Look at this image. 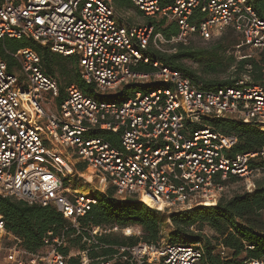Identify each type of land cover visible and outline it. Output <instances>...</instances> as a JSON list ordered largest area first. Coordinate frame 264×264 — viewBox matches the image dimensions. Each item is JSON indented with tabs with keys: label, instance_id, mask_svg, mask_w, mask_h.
<instances>
[{
	"label": "built area",
	"instance_id": "2783aa9c",
	"mask_svg": "<svg viewBox=\"0 0 264 264\" xmlns=\"http://www.w3.org/2000/svg\"><path fill=\"white\" fill-rule=\"evenodd\" d=\"M130 1L144 17L175 20L179 34L167 40L152 24L127 22L116 0H0V49L5 38L32 37L77 57L81 77L93 88L88 93L71 83L61 94L36 49L4 45L16 60L12 70L0 52V194L52 205L69 221L30 251L0 213L6 264H71L72 257L78 258L75 264H209L202 242L170 241L165 233L154 243L105 242L102 237L119 228L140 238L143 230L84 222L99 197L81 192L79 181H96V191L112 187L119 198L172 213L215 205L230 178L250 180L264 170L251 166L255 157H264V145L234 152L239 136L206 124L209 118H235L264 130V84L253 83L252 63L234 82L208 87L145 54L150 45L164 50L162 40L188 43L195 34L210 39L230 28L242 36L240 46L264 52V9L257 0ZM142 64L153 69L144 71ZM128 83L151 89L122 101L107 99ZM80 163L93 170V180L75 167ZM251 186L249 191L256 184ZM7 236L10 243H2ZM75 236L82 247L71 245ZM229 251L223 244L213 250L223 258Z\"/></svg>",
	"mask_w": 264,
	"mask_h": 264
},
{
	"label": "trees",
	"instance_id": "16d2710c",
	"mask_svg": "<svg viewBox=\"0 0 264 264\" xmlns=\"http://www.w3.org/2000/svg\"><path fill=\"white\" fill-rule=\"evenodd\" d=\"M160 1L162 5H167L171 0ZM127 4V7L134 5L131 1H128ZM257 7L262 11L264 0H257ZM153 17H149L150 20L146 23L154 25L155 32H161L165 39L170 40L179 34V26L175 20L169 21L165 16H162L156 21ZM241 43L242 36L230 28L209 46L196 47L191 41L188 43L178 41L173 45L172 51L150 45L145 54L153 60H158L185 72L194 82H203L208 87L234 82L246 70L245 65L252 63L253 83L264 84L262 71L264 52L247 55L241 52V49L246 47L240 46ZM4 45L12 51L23 47L36 49L42 57L44 68L53 75L56 72L54 61L61 59L62 64L59 63L58 70L67 77L66 85L59 82L61 94L71 83L78 84L88 93L93 92L92 86L87 84L80 75L77 57L52 51L49 45H43L32 37L5 38L1 42L0 52L7 59L10 70L13 69L16 60L5 51ZM231 46L234 51L227 54L226 51ZM186 60L202 61L204 68L194 67ZM230 68H233L234 77L223 79L206 77L207 74L227 73ZM140 69L150 71L153 68L149 64H142ZM150 89V85L128 83L124 84L117 92L107 95V99L122 101L134 95L138 90L146 92ZM206 124L222 133L237 134L239 141L233 148L234 152L260 150L264 145V130L257 128L254 124L245 123L235 118H209ZM81 166L78 167V170L83 171L82 173L87 178L93 179V170L90 168L85 170L87 166ZM251 166L264 169V157H255L251 161ZM237 180L232 177L226 183ZM97 192L100 193V196L97 195L99 203L84 217V222L121 227L140 226L143 230L142 238L135 235L120 236L110 232L102 237L107 243L134 244L140 240L149 243L157 242L163 237L165 224L170 219L174 226L169 232L170 241L202 242L206 248V258L209 264H243L242 259L244 258L264 260V216L262 213L264 209V179L257 180L252 191L242 190L230 196H223L215 205H197L172 213L161 212L134 197L119 198L115 196L112 187L106 191L97 190ZM0 213L4 217L7 230L18 236L22 240L21 245L30 251H37L43 247L44 237L49 230H54L57 234L69 225L67 218L52 205H29L22 200L1 194ZM205 224L214 229V239L205 235L202 227ZM73 232L74 230L70 228L69 234ZM181 235L183 236L180 237ZM70 243L75 247L83 246L79 236L72 237ZM219 244L230 249L228 257L223 258L213 252ZM70 261L71 264H75L78 258L72 257Z\"/></svg>",
	"mask_w": 264,
	"mask_h": 264
},
{
	"label": "rangeland",
	"instance_id": "374dc122",
	"mask_svg": "<svg viewBox=\"0 0 264 264\" xmlns=\"http://www.w3.org/2000/svg\"><path fill=\"white\" fill-rule=\"evenodd\" d=\"M118 12H119L120 16L122 18H124L129 23L145 24L146 22H148V20H150L149 17H144L143 14H142V12L135 5H133L130 8L128 7V9L125 8L123 10H118ZM153 18H154V20L157 21L160 18H162V16L161 15H156ZM219 36L220 35L215 36V37L210 38V39H204V38H201L200 36H198V35L195 34L192 37H190L189 40L196 47H204V46H209L212 43H214L215 40L217 39V37H219ZM176 42H178V41H170V42H167L166 40H162L161 43H159V44L164 49H167L168 51H172L174 49L173 45ZM233 51H234L233 50V47L231 46L226 51V53L229 54V53H232ZM241 52L246 53L247 55H252V54H256L257 53L255 50L250 49L249 47H243L241 49ZM186 62L188 64H192L194 67H199L201 69L204 68V62H202V61H197L196 62V61H193V60H186ZM59 63L62 64L61 59H57V60L54 61V65L56 67V72H55L54 75L57 77V79L59 80L60 83L66 85L67 77L65 75H62L61 72H59V70H58ZM234 76H235V73L233 72V68H230V70L227 73H219V75H213V74H207L206 75V77H208V78H211V77H219L220 79L234 77ZM65 150H66V148H65ZM81 165H82V163H80V164H78L76 166L74 164V166L77 167V168L78 167H82ZM260 179H264V170H261L260 172H258L255 175H253L250 178V180H247V179H239L236 182H229L228 183V188L224 192V195L223 196H230V195H232L233 193H235L237 191L248 190V188L250 187V185H252L251 187H254L253 185L256 184V181L257 180H260ZM79 184L81 186L80 185H77V186H80L79 188H80V191L81 192H84L87 195L96 194V195L100 196V193L97 192L95 190V188H94V186L96 184V181L94 183L88 184V183L83 182V180H80L79 181ZM262 213H263V216H264V209L262 210ZM173 227L174 226H173L172 221L170 219H168L167 220V223L165 224V227H164V233L167 234L166 239H169V232L173 229ZM202 227H203V230H204L205 235L209 236L211 239H214L213 238V235H215L214 229H212L208 224H205ZM113 233L115 235H120V236L123 235V231H121L120 228L117 229V230H113ZM182 236L183 235H181L180 237H182ZM1 241H2V243H8L9 244L10 241H11V239L7 236V237H3ZM213 242H214V240H213ZM4 255H5L4 252L3 251H0V264H6V260L4 258Z\"/></svg>",
	"mask_w": 264,
	"mask_h": 264
},
{
	"label": "crops",
	"instance_id": "0c3cea01",
	"mask_svg": "<svg viewBox=\"0 0 264 264\" xmlns=\"http://www.w3.org/2000/svg\"><path fill=\"white\" fill-rule=\"evenodd\" d=\"M128 1H130V0H116V2H115V4H116V8H117L118 10H123V9H125V8L128 9V7L126 6V5H128V4H127ZM120 5H121V6H120ZM129 8H130V7H129Z\"/></svg>",
	"mask_w": 264,
	"mask_h": 264
},
{
	"label": "bare ground",
	"instance_id": "6f19581e",
	"mask_svg": "<svg viewBox=\"0 0 264 264\" xmlns=\"http://www.w3.org/2000/svg\"><path fill=\"white\" fill-rule=\"evenodd\" d=\"M91 169V168H90ZM92 170V169H91ZM93 179H94V177H93ZM93 179H91V180H93Z\"/></svg>",
	"mask_w": 264,
	"mask_h": 264
}]
</instances>
